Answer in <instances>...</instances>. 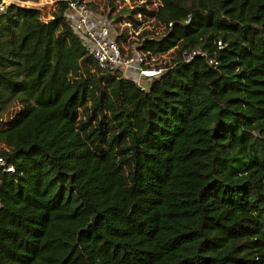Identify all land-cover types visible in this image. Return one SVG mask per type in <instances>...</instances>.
Instances as JSON below:
<instances>
[{
	"label": "trees",
	"instance_id": "1",
	"mask_svg": "<svg viewBox=\"0 0 264 264\" xmlns=\"http://www.w3.org/2000/svg\"><path fill=\"white\" fill-rule=\"evenodd\" d=\"M151 4L114 14L164 26L139 51L176 48L147 87L97 65L67 2L0 11V109L25 105L2 132L0 264H264V0Z\"/></svg>",
	"mask_w": 264,
	"mask_h": 264
},
{
	"label": "built area",
	"instance_id": "2",
	"mask_svg": "<svg viewBox=\"0 0 264 264\" xmlns=\"http://www.w3.org/2000/svg\"><path fill=\"white\" fill-rule=\"evenodd\" d=\"M12 1L40 8L44 20L53 18L54 11L59 9L60 4L67 2L63 11L64 17L72 23L74 30L82 37L85 46L102 69H120L127 77L133 78L138 75L145 79L159 77L165 70L163 65L151 63L147 52L139 51L138 48L133 52L125 49L121 45L118 33H114L110 24L94 20L87 0H3L0 3V11L5 10ZM197 53L204 54L200 50H186L184 60H190ZM0 166H6L7 170L14 168L7 165L3 155H0Z\"/></svg>",
	"mask_w": 264,
	"mask_h": 264
},
{
	"label": "rangeland",
	"instance_id": "3",
	"mask_svg": "<svg viewBox=\"0 0 264 264\" xmlns=\"http://www.w3.org/2000/svg\"><path fill=\"white\" fill-rule=\"evenodd\" d=\"M92 4H89L91 8L92 15L94 20L110 24L114 30V33L125 34V38L121 39V45L125 49H129L131 52L137 50V42L140 41V33L144 30H152L155 33L161 32L164 26L158 22L155 18L143 15L141 13L136 15V21H129L128 19H123L120 21L116 20V16L114 15L123 7H132L133 3H142L146 0H114V2L118 5L116 11H112L111 7L106 6L107 0H87ZM131 2V4H130ZM161 3V0H152L151 7H156ZM126 5V6H125ZM111 12V16L109 15ZM177 51L175 47H172L168 51L157 53V54H148L149 61L151 63H155L157 65H165L170 63L174 57H176ZM135 81H137L141 86L147 87L149 84V79L140 78L137 76L133 77ZM25 109V105L19 101H15L9 106H4V108L0 109V146L6 147L7 144L2 140V132L7 128L8 122L15 118L21 111Z\"/></svg>",
	"mask_w": 264,
	"mask_h": 264
}]
</instances>
